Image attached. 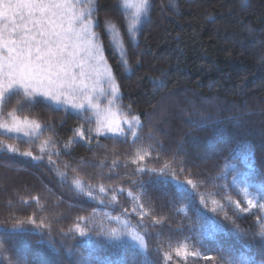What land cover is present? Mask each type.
<instances>
[{
	"label": "trees",
	"instance_id": "obj_1",
	"mask_svg": "<svg viewBox=\"0 0 264 264\" xmlns=\"http://www.w3.org/2000/svg\"><path fill=\"white\" fill-rule=\"evenodd\" d=\"M150 4L134 39L123 0L91 5L119 107L140 117L137 141L96 135L89 114L42 98L18 112L41 124L33 142L0 131V264H264V210L236 206L244 189L264 203V0ZM201 114L209 123L193 127ZM81 125L91 144L72 138Z\"/></svg>",
	"mask_w": 264,
	"mask_h": 264
},
{
	"label": "snow or ice",
	"instance_id": "obj_2",
	"mask_svg": "<svg viewBox=\"0 0 264 264\" xmlns=\"http://www.w3.org/2000/svg\"><path fill=\"white\" fill-rule=\"evenodd\" d=\"M85 3L88 5L87 9ZM92 3L93 0H0V131L8 135L15 134L17 139L23 134L29 137V142L38 138L41 124L18 115V112L32 108L37 98H44L57 105H68L85 114L88 108L98 109L95 97L105 94L101 76H105L108 81L110 91L107 95L113 97L108 103H114L119 89L110 68L104 63L99 34L93 31L95 25ZM124 7L132 10L126 31L134 39L142 17L150 11V0H124ZM109 31L114 32V26ZM113 42L120 47L123 56V39H116L114 36ZM124 63L127 64V60ZM11 100H15L16 107L5 118L4 108ZM190 123L193 127H203L209 123V117L201 114L199 121ZM122 125H127V133ZM138 129L142 130L140 117L132 114L113 124L96 122L95 134L130 135L135 142L139 139ZM92 131L91 128L85 130L81 125L73 131L72 138L91 144L88 137ZM47 144L48 141L43 142L41 152ZM6 147L12 153L33 160L43 159V156H33L31 151L19 152L13 145ZM64 147H68V144ZM146 155L147 153L142 155L138 152L133 162L143 161ZM49 163H52L51 157ZM164 168L168 169L169 165L166 163ZM160 174L163 175L164 172L161 171ZM235 179L234 175L233 181ZM75 184L81 191L85 190L80 180H76ZM187 184L196 187L192 180H188ZM99 191L105 192V188L100 186ZM243 191L246 206L241 207V202L236 203L241 212L264 210V203L258 204L255 197L248 198L247 189ZM88 194L91 195V192ZM128 195L131 196L132 193L129 192ZM259 199L264 200V195ZM258 219L261 224L259 235L264 237V216H258ZM30 222L35 223L34 220ZM75 231L80 236L88 234L79 223L76 224ZM132 238L143 245V237L132 233ZM176 254L181 255V249H177ZM183 254L187 256L189 253L184 251ZM191 254L198 255L196 252ZM165 258L171 259L170 254L165 253ZM204 258L214 259L211 256ZM225 264L241 262L226 259Z\"/></svg>",
	"mask_w": 264,
	"mask_h": 264
},
{
	"label": "rangeland",
	"instance_id": "obj_3",
	"mask_svg": "<svg viewBox=\"0 0 264 264\" xmlns=\"http://www.w3.org/2000/svg\"><path fill=\"white\" fill-rule=\"evenodd\" d=\"M123 4H124V0H123ZM84 6H85V9H87L88 5L86 3H85ZM125 9L129 13H131V11H132L131 9H128L126 7H125ZM144 17H142L140 25H138L137 29L140 28L142 20L144 19ZM94 25L96 27L95 20H94ZM95 27L93 28V31H96ZM99 41L101 43V46H102V49H103V54H104V57H105L104 63L110 68L111 74L114 77L111 65L109 64V62L107 60V57H106V54H105V50H104V47H103V43L101 42L100 38H99ZM114 79H115V77H114ZM100 80H101V85H102V87L105 90V94L104 95H99L98 94L95 97V102L98 105V109L88 108L86 114H89L92 117V119L94 120L95 123L96 122H100L102 124H113L114 122H119L125 116V112L123 111V109L121 107H119V103H118L120 95H121L120 94V90H118L117 96L114 99V103L110 105L108 103V101L113 99V97L107 95V93L110 91V88H109V85H108V81H107L105 76H101ZM115 83H116V85H118L116 79H115ZM118 89H119V86H118ZM42 99L45 100L44 98H42ZM45 101L50 103L51 105L57 107V108L66 109V110H69V111L74 112V113L84 114L82 112H77L75 109H72L68 105H57V104L52 103L51 101H48V100H45ZM122 127L124 128L126 133L129 131L128 128H127V125H122ZM12 135H15V134H12ZM20 136H23V134H20ZM105 136H113V135L111 133H109V134H107ZM115 136L119 137L120 135H115Z\"/></svg>",
	"mask_w": 264,
	"mask_h": 264
}]
</instances>
